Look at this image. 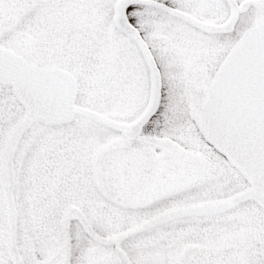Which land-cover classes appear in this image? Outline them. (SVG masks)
Masks as SVG:
<instances>
[{
    "label": "snow or ice",
    "instance_id": "6c2138e0",
    "mask_svg": "<svg viewBox=\"0 0 264 264\" xmlns=\"http://www.w3.org/2000/svg\"><path fill=\"white\" fill-rule=\"evenodd\" d=\"M0 264H264V0H0Z\"/></svg>",
    "mask_w": 264,
    "mask_h": 264
}]
</instances>
